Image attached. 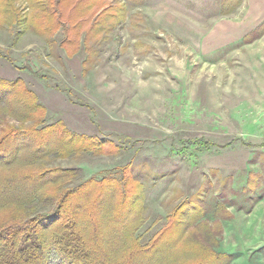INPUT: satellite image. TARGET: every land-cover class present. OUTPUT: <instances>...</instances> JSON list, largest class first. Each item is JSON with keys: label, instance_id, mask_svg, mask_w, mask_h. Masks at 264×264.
Listing matches in <instances>:
<instances>
[{"label": "rangeland", "instance_id": "obj_1", "mask_svg": "<svg viewBox=\"0 0 264 264\" xmlns=\"http://www.w3.org/2000/svg\"><path fill=\"white\" fill-rule=\"evenodd\" d=\"M249 1L260 0H99L103 14L88 34L81 26L72 55L63 26L47 37L0 21V76L22 77L46 121L122 146L42 164L77 168L71 186L131 161L144 187L139 240L181 204L186 234L228 253L225 264H264V19L253 25ZM10 2L18 16L39 14L30 0ZM230 19L245 30L225 42Z\"/></svg>", "mask_w": 264, "mask_h": 264}, {"label": "trees", "instance_id": "obj_2", "mask_svg": "<svg viewBox=\"0 0 264 264\" xmlns=\"http://www.w3.org/2000/svg\"><path fill=\"white\" fill-rule=\"evenodd\" d=\"M10 1L0 0L2 24L18 22L20 33L31 28L47 37L63 26L61 45L69 55L77 50L81 26L86 34L93 31L105 9H98L99 0H30L39 14L18 16ZM45 116V104L22 77L0 76V264L226 263L228 253L186 234L188 212L181 204L149 240H139L144 187L131 161L63 186L78 169L48 166L43 159L84 151L112 154L122 146ZM199 141L204 147L229 145ZM40 202L54 203L50 210L33 212ZM200 210L196 205L193 213Z\"/></svg>", "mask_w": 264, "mask_h": 264}, {"label": "crops", "instance_id": "obj_3", "mask_svg": "<svg viewBox=\"0 0 264 264\" xmlns=\"http://www.w3.org/2000/svg\"><path fill=\"white\" fill-rule=\"evenodd\" d=\"M249 13L248 18L254 17L253 25L258 26L264 19V0L259 2L249 1ZM244 22L236 19H230L229 22L224 24V40L229 42L230 40L239 39L244 33Z\"/></svg>", "mask_w": 264, "mask_h": 264}]
</instances>
